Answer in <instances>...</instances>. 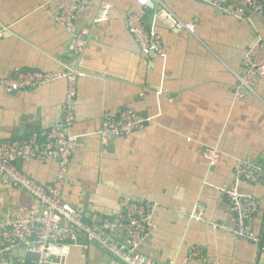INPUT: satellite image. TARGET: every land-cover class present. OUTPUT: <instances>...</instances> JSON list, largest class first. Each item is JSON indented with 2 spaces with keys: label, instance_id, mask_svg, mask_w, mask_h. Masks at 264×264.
Returning <instances> with one entry per match:
<instances>
[{
  "label": "crops",
  "instance_id": "obj_1",
  "mask_svg": "<svg viewBox=\"0 0 264 264\" xmlns=\"http://www.w3.org/2000/svg\"><path fill=\"white\" fill-rule=\"evenodd\" d=\"M161 1L195 31L177 32L153 22L154 10L146 11L144 22L161 36L163 55L145 58L123 26L125 13L140 10L135 0L91 1L78 18L88 29L79 57L69 52V37L54 20L56 0H0V30L8 29L0 35V78L17 68L84 74L77 81L70 129L76 141L62 199L82 210L86 221L112 220L128 200L149 201L156 205L154 230L139 247L141 255L161 264H264V78L254 79V94L233 101L243 51L264 42V17L245 12L237 19L199 2ZM102 2L111 5V15L95 24ZM65 89L64 81L12 93L0 87V142L59 125ZM123 109L152 121L103 145L95 134L102 117ZM206 145L221 152L215 167L204 159ZM236 160L262 169L259 183L237 184L239 193L256 201L251 226L259 244L211 226L235 224L220 190L234 184ZM16 168L41 185L53 183L58 173L56 162L42 158L20 161ZM38 208L36 199L0 178V221L26 218ZM192 249L203 258L187 261ZM15 254H0V264L20 261ZM51 264L121 263L81 240Z\"/></svg>",
  "mask_w": 264,
  "mask_h": 264
},
{
  "label": "built area",
  "instance_id": "obj_2",
  "mask_svg": "<svg viewBox=\"0 0 264 264\" xmlns=\"http://www.w3.org/2000/svg\"><path fill=\"white\" fill-rule=\"evenodd\" d=\"M57 13L54 20L69 37V52L79 57L86 47L85 36L88 29L78 25V18L87 11L92 0H56ZM209 6L219 15L244 18L245 12L264 17V0H190ZM140 7L138 12L124 14V29L131 35L142 57L162 56L163 43L154 26L147 27L143 17L146 11L154 10L153 22L159 21L177 32L194 34L192 22L181 21L161 0H135ZM112 7L102 2L93 20L100 24L109 19ZM8 29L0 30V35ZM242 72L235 75L237 83L233 88V101L254 94L253 81L264 78V42L257 40L243 51ZM84 74L75 69H62L53 72L14 69L12 75L0 78V87L6 92L32 91L57 81L66 84L63 99V121L40 133H33L21 139L0 142V178L18 188L39 203V208L26 218L4 219L0 221V254L9 255L16 248L38 256L36 264H51L53 258L62 259L72 246L81 240L94 244L107 252L121 264H161L141 255L139 247L154 230L151 224L156 205L149 201L128 200L122 211L112 220L101 223L86 221L82 210L72 208L62 199V191L67 178L68 166L73 155L76 137L70 134L74 121L77 96V81ZM152 118L139 115L133 110L123 109L117 115L105 114L99 129L95 132L105 145L110 138L127 137L150 123ZM203 156L209 167H215L221 152L217 147L204 146ZM50 159L57 164L55 181L41 185L19 171L16 161L27 159ZM262 169L248 160H236L233 168L234 184L220 192L227 197L230 211L235 215L233 226L212 224L213 229L230 234L251 244H259L251 220L256 210V201L239 193L237 184L259 183ZM7 218V217H6ZM192 219L202 221L199 215ZM119 233L121 241L113 239ZM201 259L200 250L192 249L186 260ZM15 261L9 264H20Z\"/></svg>",
  "mask_w": 264,
  "mask_h": 264
},
{
  "label": "water",
  "instance_id": "obj_3",
  "mask_svg": "<svg viewBox=\"0 0 264 264\" xmlns=\"http://www.w3.org/2000/svg\"><path fill=\"white\" fill-rule=\"evenodd\" d=\"M247 13V11H244ZM20 161L15 162V166L18 165ZM12 253H16L15 256L20 259V264H36L38 256L33 253H28L22 248H16L14 251H12L9 256H11Z\"/></svg>",
  "mask_w": 264,
  "mask_h": 264
}]
</instances>
